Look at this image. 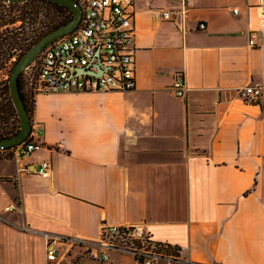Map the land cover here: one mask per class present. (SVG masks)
I'll return each mask as SVG.
<instances>
[{"label": "crops", "instance_id": "0c3cea01", "mask_svg": "<svg viewBox=\"0 0 264 264\" xmlns=\"http://www.w3.org/2000/svg\"><path fill=\"white\" fill-rule=\"evenodd\" d=\"M123 2L135 88L37 90L42 145L0 158V264H138L129 251L101 258L103 224H142L181 248L180 264H264V0ZM183 6L185 20L162 17Z\"/></svg>", "mask_w": 264, "mask_h": 264}, {"label": "built area", "instance_id": "2783aa9c", "mask_svg": "<svg viewBox=\"0 0 264 264\" xmlns=\"http://www.w3.org/2000/svg\"><path fill=\"white\" fill-rule=\"evenodd\" d=\"M82 19L78 27L50 43L39 55L37 76L30 78L36 90L92 91L131 90L136 85L134 10L123 0H81ZM237 12V9H234ZM162 17L175 20L177 15L185 20L186 9H163ZM205 28L204 22L199 23ZM256 45L255 34L249 38ZM171 88L177 96L187 94V86L179 73ZM245 100H255L262 95L259 85H246L240 89ZM44 123L31 116V131L22 142L0 148V158L21 159L42 145ZM51 161L43 160L38 173L48 176ZM10 205L7 208H15ZM102 259H109L110 250L133 253L138 264H157L165 259L168 264H180V251H169L167 243H159L145 231L142 224H103L97 240ZM54 249L48 258L54 259Z\"/></svg>", "mask_w": 264, "mask_h": 264}, {"label": "water", "instance_id": "95a60500", "mask_svg": "<svg viewBox=\"0 0 264 264\" xmlns=\"http://www.w3.org/2000/svg\"><path fill=\"white\" fill-rule=\"evenodd\" d=\"M6 1H24V0H6ZM69 7L73 11L72 19L47 32L38 39L26 53L13 65L9 75V89L13 104L18 112L20 120L19 131L13 135L0 137V148L14 146L28 137L31 131V115L26 107L19 84L21 73L41 54V52L55 39L74 31L83 15V10L78 0H50Z\"/></svg>", "mask_w": 264, "mask_h": 264}, {"label": "trees", "instance_id": "16d2710c", "mask_svg": "<svg viewBox=\"0 0 264 264\" xmlns=\"http://www.w3.org/2000/svg\"><path fill=\"white\" fill-rule=\"evenodd\" d=\"M78 1L81 2V0H78ZM47 3L45 0H43V3H39L37 5H34L33 6L34 8L32 7L29 11H26L25 13L20 11V10H17V9L13 11V13L18 12L17 14L23 15L24 19H27L28 17L31 18L32 16H34L38 19L39 22L41 20L46 21L47 19H50V21L52 23L55 21L50 27H48L44 31L42 30L38 36H36L33 40H31V45L29 46V48L38 39H40L44 34H46L47 32L69 22L73 17V11L69 7H67L63 4L54 2V1H50V0ZM56 4L59 5L58 11H56L54 8L55 7L54 5H56ZM9 45H10V41H9V43L6 42L4 44H0V54L7 55V57H8V51H9L8 46ZM33 64H35V61ZM23 76H24V72L21 73L20 78H19L20 89H21L24 101L26 103V107H27L30 115L32 116L33 111H34V104H35V98L34 97H35V94L37 91H35V85H34L35 83L34 82H30V84H32V85L29 86L27 88V90L24 91V89H23ZM6 82H8V83H6ZM6 89H8L10 91L9 79H8V81H0V93ZM29 97L33 98L31 100V105L29 104ZM12 103H13V101H12ZM14 109L16 110L15 107H14ZM16 112H17V110H16ZM17 114H18V112H17ZM18 118H19V116H18ZM19 123H20V120H19ZM19 128H20V125L12 128V129L0 131V137L13 135L19 131ZM167 247H168L167 249L169 251L174 252V253H179V251L181 250V248L179 246H176V245L167 244Z\"/></svg>", "mask_w": 264, "mask_h": 264}, {"label": "flooded vegetation", "instance_id": "af4514ba", "mask_svg": "<svg viewBox=\"0 0 264 264\" xmlns=\"http://www.w3.org/2000/svg\"><path fill=\"white\" fill-rule=\"evenodd\" d=\"M45 1L47 3L49 0ZM39 3H43V0H24L15 2L0 0V44H4L6 42L9 43L10 41V45L8 46V60H14L12 67L26 53L30 46L28 31L24 30V16L15 14L13 11L17 9L25 13L26 11H29L34 5ZM54 6L55 10L58 11L59 5L56 4ZM48 23L51 25L53 24L50 19H47L46 21L41 20L35 26L36 29L33 27L29 32L33 31L32 33L36 37L41 32H37L40 28V25L43 27L44 24L48 25Z\"/></svg>", "mask_w": 264, "mask_h": 264}, {"label": "rangeland", "instance_id": "374dc122", "mask_svg": "<svg viewBox=\"0 0 264 264\" xmlns=\"http://www.w3.org/2000/svg\"><path fill=\"white\" fill-rule=\"evenodd\" d=\"M15 13L17 14L18 12ZM38 22H39L38 19L34 16H32L31 18L28 17L27 19H24V30L28 31L29 34L28 39L30 45H31V39H34L35 36L32 33L33 31L31 32L29 31L31 30V28L35 27L38 24ZM50 25H51L50 23H48V25L44 24L43 27L42 25H40V28L38 29L37 32L46 30L48 27H50ZM34 29H36V27ZM38 58L39 56L34 60L35 63L39 61ZM34 61L24 70V76H23L24 91L27 90V88L32 85L30 84V78L31 77L35 78L37 76L38 67L37 64H33ZM13 62L14 60H10V61L8 60L7 55L0 54V68H1L0 81H8L10 69L12 67ZM35 91L37 90L35 89ZM0 96H1L0 97V131L17 127L18 125H20V123H19L18 114L14 109V104L12 103L10 91L6 89L0 93ZM32 99H33L32 97L31 98L29 97L30 105ZM9 107H12V109L10 110Z\"/></svg>", "mask_w": 264, "mask_h": 264}]
</instances>
